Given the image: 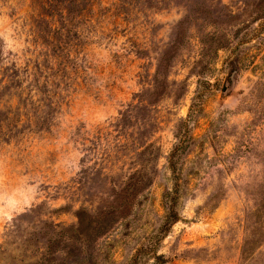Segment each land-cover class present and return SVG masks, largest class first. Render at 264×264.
I'll use <instances>...</instances> for the list:
<instances>
[{
	"label": "rangeland",
	"instance_id": "rangeland-1",
	"mask_svg": "<svg viewBox=\"0 0 264 264\" xmlns=\"http://www.w3.org/2000/svg\"><path fill=\"white\" fill-rule=\"evenodd\" d=\"M141 247L264 264V0H0V264Z\"/></svg>",
	"mask_w": 264,
	"mask_h": 264
},
{
	"label": "trees",
	"instance_id": "trees-1",
	"mask_svg": "<svg viewBox=\"0 0 264 264\" xmlns=\"http://www.w3.org/2000/svg\"><path fill=\"white\" fill-rule=\"evenodd\" d=\"M192 107V106H191ZM184 143V140L181 138H178L177 144L172 148L169 157H168V164L169 168L174 175V179L177 180V170L175 169L177 160L179 159L180 150L182 148V145ZM177 195H178V188L175 186L173 191L171 193H167L166 198H163L164 205L167 209V214L164 217L163 223L158 229V234L163 238L167 232L169 231L171 225L175 223L178 220V214L176 212V202H177ZM147 252L144 249V247L139 248L134 256L131 259L130 264H140V259L143 254H146ZM153 252V251H152Z\"/></svg>",
	"mask_w": 264,
	"mask_h": 264
}]
</instances>
